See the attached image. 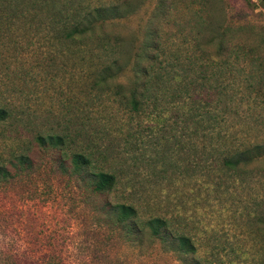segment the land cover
<instances>
[{
	"label": "rangeland",
	"instance_id": "374dc122",
	"mask_svg": "<svg viewBox=\"0 0 264 264\" xmlns=\"http://www.w3.org/2000/svg\"><path fill=\"white\" fill-rule=\"evenodd\" d=\"M127 2L126 16L98 26L122 37V58L130 52L131 40L140 43L146 26L157 30L161 40L185 47L204 23V38L223 29L235 43L252 44L264 59V7L258 0ZM56 47L34 26L27 30L16 18L6 17L0 5V105L10 112L0 122V160L9 170L0 179V264H182L144 229L133 225L128 232L114 224V216L124 209L115 207L112 214L110 206L125 200L137 207V224L143 212L177 216L175 227L192 236L194 256L201 261L264 264V158L249 166L256 172L249 180L225 178L222 172L216 173L218 178L195 177L182 155L174 157L173 173L162 165L166 171L161 177L150 179L143 161L133 159L149 139L143 116H133L128 129L134 134L126 136L125 128L106 134L112 157L95 163L113 169L118 182L110 192L98 193L86 180L59 169L68 159L58 150L34 143L33 131L61 132L83 116L102 118L111 111L117 119H128L105 96L85 97L72 65L75 56L62 55ZM249 133L262 136L264 127L256 125ZM20 153L28 165L15 169L8 160L16 164Z\"/></svg>",
	"mask_w": 264,
	"mask_h": 264
},
{
	"label": "trees",
	"instance_id": "16d2710c",
	"mask_svg": "<svg viewBox=\"0 0 264 264\" xmlns=\"http://www.w3.org/2000/svg\"><path fill=\"white\" fill-rule=\"evenodd\" d=\"M258 1L264 7V0ZM0 5L6 17L16 18L27 30L34 26L51 47L57 45V52L75 56L72 65L78 69L85 97L105 96L128 118L117 119L109 111L102 118H78L61 132L33 131L37 146L56 149L68 159L67 164L59 163L62 172L86 180L95 192H110L118 182L116 173L95 163L112 157L106 134L125 128L126 136H131L129 119L143 116L149 139L143 142V153L133 159L143 161L148 178H160L166 171L162 165L173 173L177 155L190 162L195 177L218 178L216 173L222 172L225 178L238 175L249 180L256 173L249 166L264 158V135L249 131L256 125L264 127V59L252 44L235 43L223 29L204 38L203 23L191 35L192 43L181 47L161 40L157 30L146 26L140 43L131 40V50L122 58V37L103 28L99 31L98 26L126 16L131 5L127 0H0ZM119 75H124V82L114 81ZM9 116L8 108L0 105V122ZM132 137L135 141L139 136ZM8 163L22 169L28 160L20 153L16 164ZM5 166L0 160L4 180L9 175ZM119 206L124 210L114 216V224L124 231L133 225L144 229L182 264H213L195 258L192 236L175 227L177 216L143 212L137 224V207L129 201H116L109 213Z\"/></svg>",
	"mask_w": 264,
	"mask_h": 264
}]
</instances>
